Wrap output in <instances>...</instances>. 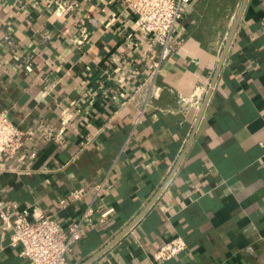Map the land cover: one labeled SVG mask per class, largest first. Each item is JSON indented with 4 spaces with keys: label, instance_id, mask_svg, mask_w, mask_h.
<instances>
[{
    "label": "crops",
    "instance_id": "0c3cea01",
    "mask_svg": "<svg viewBox=\"0 0 264 264\" xmlns=\"http://www.w3.org/2000/svg\"><path fill=\"white\" fill-rule=\"evenodd\" d=\"M242 1L190 0L151 86L150 41L124 0H0V110L24 133L14 171L0 172V209L68 231L91 205L68 264H159L175 235L186 249L161 264H264V0L246 1L196 129L210 86L199 110L190 102ZM0 264H31L1 218Z\"/></svg>",
    "mask_w": 264,
    "mask_h": 264
},
{
    "label": "built area",
    "instance_id": "2783aa9c",
    "mask_svg": "<svg viewBox=\"0 0 264 264\" xmlns=\"http://www.w3.org/2000/svg\"><path fill=\"white\" fill-rule=\"evenodd\" d=\"M49 1V0H48ZM58 5L65 4L64 0H54ZM190 0H124V4L134 13V23L137 29L148 37L150 43L144 52L148 60L147 78L154 86L156 76L162 64L171 58L177 49L175 29L182 17L185 5ZM71 5H68L69 8ZM81 20V21H80ZM79 26L83 37H87L88 30L84 20L80 19ZM121 67L118 66L117 69ZM207 86H196L191 94L190 102L200 109L202 98ZM149 96V95H148ZM147 96V97H148ZM148 101L144 99L141 113ZM140 119V114L137 120ZM23 131L11 121L5 111L0 110V172L14 171L7 162L11 159L22 144ZM112 169V167H111ZM108 179V175L94 185V197L97 198ZM83 187L72 192L71 200L81 199ZM94 198V199H95ZM65 203V199H61ZM93 207L86 208L81 218L73 222L68 231H64L58 221L50 214L34 211L32 215L26 209L11 217L9 209H0V218L10 230V244L19 246V255L28 259L31 264H68L67 254L81 237L82 220L92 213ZM110 209L104 211L106 215ZM186 241L180 235L161 243L152 254L156 263H164L180 255L186 249Z\"/></svg>",
    "mask_w": 264,
    "mask_h": 264
},
{
    "label": "water",
    "instance_id": "95a60500",
    "mask_svg": "<svg viewBox=\"0 0 264 264\" xmlns=\"http://www.w3.org/2000/svg\"><path fill=\"white\" fill-rule=\"evenodd\" d=\"M246 1L247 0H243L242 1V3H241V5H240V9H239V12H238V15H237V17H236V19H235V21H234V23H233V25H232V28H231V31H230V33H229V35H228V37H227V40H226V42H225V44H224V47H223V50H222V53H221V55H220V58H219V61H218V64H217V67H216V69H215V73H214V76H213V78H212V81H211V84H210V88L208 89V92H207V94H206V97H205V99H204V102H203V105H202V108H201V111H200V113H199V116H198V120H197V122H196V124H195V129L197 128V125H198V123H199V119H200V117H201V114H202V112H203V110H204V108H205V106H206V103H207V100H208V98H209V96H210V94H211V91H212V87L214 86V84H215V81H216V79H217V76H218V73H219V70H220V68H221V66H222V63H223V61H224V58H225V56H226V53H227V51H228V48H229V45H230V43H231V40H232V38H233V35H234V33H235V30H236V28H237V25H238V23H239V19H240V17H241V13H242V10H243V8H244V6H245V3H246ZM195 129H194V131H195ZM194 133V132H193ZM193 137V136H192ZM182 158V157H181ZM181 160V159H180ZM162 188H163V186H162ZM161 190L162 189H160L159 191H158V193L155 195V197L151 200V202L148 204V206H146L145 208H144V210L125 228V229H123V231L120 233V235H118L117 237H115V239H114V241H112L111 243H113V242H115V241H117L124 233H126L129 229H130V227L134 224V223H136L137 221H138V219L142 216V214L147 210V208L151 205V203L155 200V198L157 197V195L161 192ZM110 243V244H111ZM109 244V245H110ZM108 245V246H109ZM108 246H106V247H104V248H102L96 255H95V257L96 256H98L100 253H102ZM88 261H90V259L88 260ZM88 261H85L83 264H86Z\"/></svg>",
    "mask_w": 264,
    "mask_h": 264
}]
</instances>
